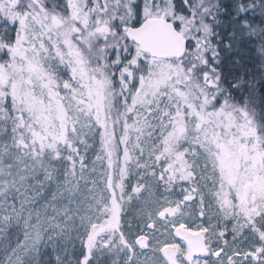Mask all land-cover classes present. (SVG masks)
Here are the masks:
<instances>
[{"label": "snow or ice", "instance_id": "obj_1", "mask_svg": "<svg viewBox=\"0 0 264 264\" xmlns=\"http://www.w3.org/2000/svg\"><path fill=\"white\" fill-rule=\"evenodd\" d=\"M191 31L177 0H0V264H264V136Z\"/></svg>", "mask_w": 264, "mask_h": 264}, {"label": "trees", "instance_id": "obj_2", "mask_svg": "<svg viewBox=\"0 0 264 264\" xmlns=\"http://www.w3.org/2000/svg\"><path fill=\"white\" fill-rule=\"evenodd\" d=\"M177 8L189 16L193 29L188 39L194 44V78L201 82L203 72H208L215 83L209 94L217 98V107L227 102L246 110L264 136V0H187V6L177 0ZM203 41L207 47L201 49V59L196 51ZM246 48L255 52L247 53V60Z\"/></svg>", "mask_w": 264, "mask_h": 264}, {"label": "rangeland", "instance_id": "obj_3", "mask_svg": "<svg viewBox=\"0 0 264 264\" xmlns=\"http://www.w3.org/2000/svg\"><path fill=\"white\" fill-rule=\"evenodd\" d=\"M192 45H194L193 43H192ZM247 53H249V54H254L255 52L252 50V49H249V48H246L244 51H243V56H244V59L245 60H247Z\"/></svg>", "mask_w": 264, "mask_h": 264}]
</instances>
